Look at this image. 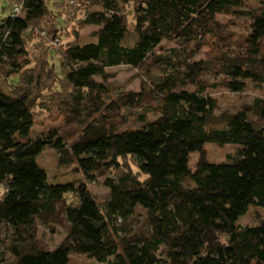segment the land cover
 Returning a JSON list of instances; mask_svg holds the SVG:
<instances>
[{
	"label": "trees",
	"instance_id": "16d2710c",
	"mask_svg": "<svg viewBox=\"0 0 264 264\" xmlns=\"http://www.w3.org/2000/svg\"><path fill=\"white\" fill-rule=\"evenodd\" d=\"M123 66L140 91L107 82ZM0 78V264H264V95L219 112L211 92L264 91V0L3 1ZM208 145L234 152L210 162ZM48 149L107 195L48 184Z\"/></svg>",
	"mask_w": 264,
	"mask_h": 264
},
{
	"label": "rangeland",
	"instance_id": "374dc122",
	"mask_svg": "<svg viewBox=\"0 0 264 264\" xmlns=\"http://www.w3.org/2000/svg\"><path fill=\"white\" fill-rule=\"evenodd\" d=\"M12 3V0H0V3ZM54 0H50L53 2ZM5 15L7 12H3ZM221 21L225 23H230L229 28L237 36H243L248 32V20L237 19L231 17H219ZM95 29V27L88 26L81 30L82 39L85 41L89 40V34ZM176 44L172 40H165L156 48L158 53L164 52L169 48L175 47ZM206 52V51H205ZM204 51L198 56V58L203 57ZM109 78L107 82L116 90V93L121 91H140L141 88V72L139 70H134L128 67H116L108 70ZM99 80V78H98ZM0 90L6 95H11L10 90L7 85V81L0 78ZM213 97H216L219 103V112L221 111H231L241 108L244 104H249L254 98L264 95L263 90L254 89L252 86L242 93H231L226 90H213L211 91ZM205 159L210 162H223L226 160V155L234 152V147L231 145H208L204 148ZM200 155L197 153L191 154L189 156V166L192 169L195 168ZM39 165L44 170L47 182L50 185L55 184H66L74 181H82L86 183L90 189L92 195L100 201L104 196L107 195L108 189L102 184V181L97 182H86L79 173H71L69 168L58 167L56 164V156L52 150L48 149L45 151L40 159ZM257 222L255 210L251 209L249 212L240 218L239 223L245 224H255ZM38 235L48 241L49 245L54 248L64 239V233L59 228V226H54V230L50 231L49 227L41 225L38 229ZM71 264H100L92 262L88 259L75 257Z\"/></svg>",
	"mask_w": 264,
	"mask_h": 264
},
{
	"label": "built area",
	"instance_id": "2783aa9c",
	"mask_svg": "<svg viewBox=\"0 0 264 264\" xmlns=\"http://www.w3.org/2000/svg\"><path fill=\"white\" fill-rule=\"evenodd\" d=\"M11 10H12V13L13 14H18L21 10V7H20V4L19 3H14L12 6H11ZM55 45V43H53V46Z\"/></svg>",
	"mask_w": 264,
	"mask_h": 264
}]
</instances>
